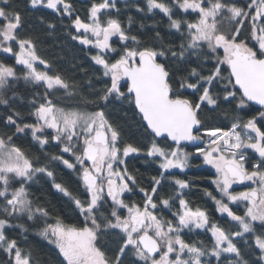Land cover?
I'll return each instance as SVG.
<instances>
[{
	"label": "snow or ice",
	"instance_id": "1",
	"mask_svg": "<svg viewBox=\"0 0 264 264\" xmlns=\"http://www.w3.org/2000/svg\"><path fill=\"white\" fill-rule=\"evenodd\" d=\"M32 9L38 7L51 9L61 16H73V6L69 0H28ZM0 50L11 53L18 65H23L27 72L26 81L43 84L48 90H62L68 99L78 97L77 85L68 83L60 74H50L37 68V62L50 68L46 61L36 53L35 44L31 39H19L18 32L22 27V16L19 10L11 7L9 0H0ZM147 10H159L168 17L171 29L180 33V43L166 49L156 50L149 46H139L136 36H129L118 19L109 17L101 20L102 12L116 7V0H102L91 4L88 19L79 15L72 19L77 35L72 38L82 45L97 50L91 57L96 65L103 69V76L110 79V84L96 93L95 98H80L81 103L75 107H58L47 96L43 102L33 101L32 115L35 124L17 125L19 113L8 115L7 127L15 126L16 133L31 130L32 137L41 145L48 144V138L37 133L44 129L54 130V141L63 143L62 151L72 153L76 163H71L62 156L53 157L60 160L67 168L76 170L79 166L81 182L88 195L86 201L73 197L61 184L54 187L65 196L70 197L80 215L82 224L68 225L59 218L55 223H45L40 235L54 245L62 257V264H124L129 252L137 258V264H205L204 257L215 258L220 264L226 258L224 254L234 255L236 264H247L243 260L240 249L234 240L246 234L253 235V243L259 249L260 261L264 262V232L255 234V222L264 227V130L257 126L256 118L246 123H233L224 131L220 128L200 132L202 127L198 118L202 105L213 108L219 101L230 102L240 93L238 107L246 101H255L264 106V0H250L243 7L238 6L239 0H173V7L182 10L185 15L195 14L189 21L174 18L175 13L168 4L160 0H146ZM138 11L143 9L138 8ZM228 28L225 30L224 26ZM54 27V25H50ZM250 29L251 41L241 39L245 28ZM118 37L123 42L121 48L112 46V38ZM157 38H159L157 36ZM136 44L129 47L128 42ZM15 43L19 51L14 52ZM220 50L223 55L220 56ZM110 55L119 58L110 60ZM210 62L215 59L214 70L208 76L201 75L196 68L189 77L179 81V89L200 91L198 102L183 97L174 87V79L166 63L161 58L192 63L193 58ZM227 66L228 76L221 73ZM10 78H16L13 67L0 63V89H3ZM127 80V94L121 91V80ZM195 78L196 82H190ZM222 83L225 95L221 98L213 95L212 86ZM207 85V86H205ZM88 87H91L89 82ZM231 89V90H230ZM130 98L135 105L146 127L156 137L166 134L176 147L165 150L155 142L147 151L149 157H159L161 163V179L153 178L151 192L144 189V203H125L122 195L130 192V184H135L127 168H119L127 157L139 153L140 149L127 144L122 151L118 147L119 133L108 122L103 110L111 102V98ZM0 103L8 105L7 99ZM93 106L97 110L88 111ZM264 117V113H261ZM208 138L206 147H197L204 163L215 168L217 178L214 181L217 189L229 202H244L246 211L243 216L237 215L223 199L216 200L220 213H226L235 222L239 231L229 232L217 224L209 227V217L205 210L193 209L183 198V189L188 181L175 180L180 190L176 198H160L157 202L158 189L167 170L187 167L189 154L180 147L181 142H194ZM75 142V143H74ZM254 150L262 158L253 166L252 171L245 167L247 157L245 151ZM79 151L77 155L76 152ZM46 168H37L25 155L22 149L14 144L12 135H0V198L4 200L3 211L8 217L17 214L48 218V210L37 206L28 198L24 183L37 173L46 172ZM48 176L53 173L47 171ZM19 178L21 186L11 188V180ZM252 182L258 185L249 191L233 194L230 191L234 183ZM211 195V193H207ZM110 199L111 212L104 214L101 207ZM178 199V204H176ZM213 199H215L213 197ZM175 205V210L171 211ZM171 211V219L158 215L159 209ZM126 211V215L121 213ZM105 212L107 209L105 208ZM6 227H11L8 219H0V248L13 257L12 264H33L30 253L24 252L15 239L5 234ZM210 230L213 237L211 250L203 246L186 243L182 238L184 229ZM107 233L119 236L114 256H109L102 249L101 237ZM208 264H211L210 260Z\"/></svg>",
	"mask_w": 264,
	"mask_h": 264
},
{
	"label": "trees",
	"instance_id": "2",
	"mask_svg": "<svg viewBox=\"0 0 264 264\" xmlns=\"http://www.w3.org/2000/svg\"><path fill=\"white\" fill-rule=\"evenodd\" d=\"M69 2L73 6L72 17L61 16L51 9L42 7L32 9L28 0H9L11 7L19 10L22 16V27L18 32V38L31 39L35 44L37 55L50 66V68H45L40 65L42 70L49 71L50 74H60L68 83L76 84L79 98L68 99L62 90H48L46 92V88L42 83L38 85L26 81L24 76L27 69L23 65H18L11 53L0 50V63L11 66L16 71V78H10L7 85L0 89V100L7 99L9 101L8 105L0 103V135H12L14 144L22 149L33 162L34 167L46 168L47 171L53 173L52 176H48L47 171L37 172L24 183V187L29 194L28 198L33 202V207L40 206L48 210L49 216L47 219L34 217L30 220L24 214L8 217L3 211L4 200L0 198V219H8L11 224V227H6L5 234L9 239H15L24 252L31 254L33 264H62V257L59 256L58 250L40 235L45 223H55L56 219L59 218L65 224L79 226L83 221V217L73 200L59 192L54 185L57 183L63 185L73 197L81 201H86L89 197L81 182L79 166L76 170L69 169L60 160L53 159V157L62 156L71 163H76L72 153L62 151L64 144L52 139L53 133L47 131L43 136L47 137L49 142L46 145H41L33 139L31 130L25 129L24 132L16 133L15 126H5L6 118L8 115L19 113L18 126L35 124L36 120L32 115L34 100L41 103L43 102L42 98L47 96L58 107H75L81 103L80 98L94 99L92 93H96L110 84V79L103 76L102 67L96 65L91 59L97 50L82 45L79 40L72 38L77 35L74 27H72V19L79 15L87 21L88 9H90L91 4L102 2V0H69ZM160 2L172 7L176 19L182 18L189 21L195 19V14L185 15L182 10L173 7V0H160ZM249 2L250 0H239L238 6L243 7ZM0 6H3V4L0 3ZM138 8L143 9V11H138ZM109 17L118 19L127 35L136 36L140 47L149 46L159 51L180 43V33L171 29L168 17L158 9L149 12L146 0H116L114 9L106 10L101 14L102 21H106ZM50 25H54V27H50ZM224 28L227 30L228 26L225 25ZM249 37L250 29L246 27L241 39L247 40L249 46L253 47L255 42L251 41ZM122 43L118 37L114 36L112 38L114 48L120 49ZM128 46L136 47L137 45L129 41ZM12 47L14 52L19 51L15 43L12 44ZM219 55H223L222 50H220ZM108 58L114 61L119 57L110 55ZM208 60L210 62L205 63L202 56L200 60L193 58L194 62L192 63H181L166 58H161L160 62L167 64L175 81L174 87L179 90V93L193 102H198L199 96L202 94V88L200 91L179 89V81L188 78L193 68H196L201 75L208 76L214 70L215 59L209 57ZM223 67L225 70L221 75L227 77L229 74L227 66ZM89 82H91V87H88ZM190 82L195 83V78H191ZM121 84V91L127 94V83L121 80ZM222 89V83L217 82L216 85L212 86L213 95L218 94L222 98L225 95ZM129 99L112 97L111 102L103 106V110L108 122L119 133L118 147L121 151L127 144H132L140 149L139 153L130 154L123 159V168L126 167L128 173L135 178V184L129 185L131 191L125 192L122 199L125 203L142 205L145 196L141 189L150 193L153 178L161 179L162 171L159 168L160 160L158 157H149L147 155L148 149L153 142L165 144L168 147H173V145L167 140L157 141L150 134L134 104L130 103ZM239 100L240 93L237 92L236 99H232L230 102L221 99L218 107L213 108L210 105H202V110L198 115L202 123V131L215 128L227 131L233 123H246L253 117L256 118L257 126L264 130V117L261 116L264 110L247 102L243 107H238ZM87 110L95 111L97 109L90 106ZM186 150L191 154L195 151L192 148H186ZM76 154L78 155L79 151ZM191 156L192 158L188 160L187 167L184 169L167 170L162 178V185L158 189L157 202L160 198H176L180 190L175 185V180L188 181L189 186L182 190L183 198L189 202L193 209L200 208L206 211L210 222L209 227L211 224H217L229 232L239 231L238 225L230 217H227L226 213L218 211L216 200L223 199L224 203H228L229 207L241 216L246 211V204L244 202H229L222 197L214 183L216 172L209 167L211 165L205 164L202 157ZM248 159L249 167H251L252 164H259L262 158L258 154L252 153ZM10 183V191L21 186L19 179L11 180ZM243 189V187L236 185L232 187L231 191L233 194H237ZM207 193H211V195ZM176 204H178V199H176ZM105 208L107 212H105ZM111 210L109 199L100 211L107 214ZM174 210L175 205L171 211ZM171 211L161 208L157 214L163 215L166 219H171ZM255 229V234L264 232V227H261L258 221L255 222ZM181 238L186 243L203 246L209 251L214 242L208 228L184 229ZM253 240V235L246 234L243 238L236 239L234 242L247 264H264L260 261L261 253L255 247ZM118 241L119 236L116 233H107L101 237L102 249L109 256H114ZM224 256L226 258L222 259L220 264H236L234 255L224 254ZM12 259L13 257L4 248H0V261H3L4 264H12ZM203 259L205 264H208L209 260L211 264H218L215 258L206 256ZM124 264H137V258L129 252L124 258Z\"/></svg>",
	"mask_w": 264,
	"mask_h": 264
},
{
	"label": "rangeland",
	"instance_id": "3",
	"mask_svg": "<svg viewBox=\"0 0 264 264\" xmlns=\"http://www.w3.org/2000/svg\"><path fill=\"white\" fill-rule=\"evenodd\" d=\"M37 68H38V70H41V71H44V70H42V67L40 66V64L39 63H37ZM48 131V133H49V131L51 132V133H53L54 135H55V132H54V130H51V129H47V128H45L44 129V131H43V133H37L38 135H45V133ZM203 133H205V131H203ZM158 146H160V147H162V148H165V150H168L169 148H175L176 146H173V147H168V146H166L165 144H160V143H158V142H155ZM207 143H208V138H207V141H206V143H205V145L203 146V147H201V148H204V147H206V145H207ZM183 148V151L184 152H186V153H188L189 154V159H191L192 158V156L191 155H193V156H198V157H202V155H200L196 150L191 154V153H189L184 147H182ZM252 153H256L254 150H252V149H248V150H246L245 151V155H246V157H247V160L245 161V167L247 168V170L248 171H252V170H254L253 169V166L254 165H257V164H252L251 165V167H249L250 166V164H249V157L252 155ZM256 154H258V153H256ZM259 155V154H258ZM203 158V157H202ZM121 159L123 160L124 159V157L123 156H121ZM158 159L160 160V163H161V159L158 157ZM188 159V160H189ZM203 162H204V160H203ZM188 163V162H187ZM118 167L119 168H121V169H123V164L122 165H118ZM209 167H211L215 172H216V170H215V168H213L212 166H209ZM177 170V169H179V168H173V169H169L170 171L171 170ZM216 178H217V173H216ZM17 179H19V178H17ZM17 179H15V180H17ZM233 186H235L234 184L232 185V187ZM254 186H258V185H254ZM232 187H231V189H230V191L232 190ZM246 191V189H243L241 192H245ZM122 215H126L127 213H126V211H123L122 213H121ZM0 264H4V262L3 261H0Z\"/></svg>",
	"mask_w": 264,
	"mask_h": 264
},
{
	"label": "water",
	"instance_id": "4",
	"mask_svg": "<svg viewBox=\"0 0 264 264\" xmlns=\"http://www.w3.org/2000/svg\"><path fill=\"white\" fill-rule=\"evenodd\" d=\"M159 62H160V61H159ZM123 80H125V81L127 82L126 78L123 79ZM246 102H248L249 104H251V105H253V106L257 107V108L264 109V106L259 105V104L256 103L255 101H246ZM134 106H135V105H134ZM135 109H136V108H135ZM136 111L138 112L137 109H136ZM138 114H139V112H138ZM139 116L141 117L140 114H139ZM142 121H143V120H142ZM143 124H144L145 128H147V127H146V122L143 121ZM201 124H202V123H201ZM147 130H148V131L150 132V134L153 135L154 138H156L157 140H167V141H169L171 144L175 145V144L171 141L170 138H167V137H166V134H165L164 136H161V137H156L154 134L151 133V131H150L149 129H147ZM201 131H202V127H200V132H199V133H195V132H194V134H201ZM204 143H205V138L203 137V140H198V141H194V142H181V145H180V146H186V147H188V148L196 149L197 147H201V146H203ZM246 182H248V181H245V182L242 183V184H241V183H236V184H237V185L244 186V185L246 184ZM249 190H250V189H248L247 191H249Z\"/></svg>",
	"mask_w": 264,
	"mask_h": 264
},
{
	"label": "flooded vegetation",
	"instance_id": "5",
	"mask_svg": "<svg viewBox=\"0 0 264 264\" xmlns=\"http://www.w3.org/2000/svg\"><path fill=\"white\" fill-rule=\"evenodd\" d=\"M252 185H254V184L251 182V186H252ZM248 187H250V183H249V184L247 183V184L244 186L245 189L248 188Z\"/></svg>",
	"mask_w": 264,
	"mask_h": 264
}]
</instances>
